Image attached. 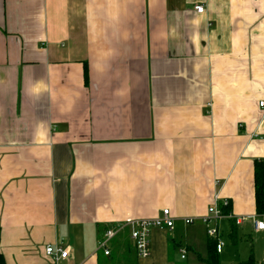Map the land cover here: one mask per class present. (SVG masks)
Here are the masks:
<instances>
[{
    "label": "crops",
    "instance_id": "obj_1",
    "mask_svg": "<svg viewBox=\"0 0 264 264\" xmlns=\"http://www.w3.org/2000/svg\"><path fill=\"white\" fill-rule=\"evenodd\" d=\"M262 101L264 0H0L5 264H52L46 245L69 251L55 264H204L215 195L233 216L219 263L264 264ZM165 209L174 227L151 231L150 257L121 236L97 250L106 229Z\"/></svg>",
    "mask_w": 264,
    "mask_h": 264
},
{
    "label": "built area",
    "instance_id": "obj_2",
    "mask_svg": "<svg viewBox=\"0 0 264 264\" xmlns=\"http://www.w3.org/2000/svg\"><path fill=\"white\" fill-rule=\"evenodd\" d=\"M196 13H202L204 7L197 5L194 7ZM260 106L264 107V102H260ZM224 208H229V202L225 199H220L218 195L214 196L213 203L209 206L207 214L201 217V222L206 226L207 237L216 241V251L221 252L224 241L219 235V220L233 218L231 212H224ZM236 224H241L242 221L239 218L234 219ZM254 229L260 231L264 229V223L262 221L252 220ZM194 218H186L184 223L192 224ZM173 218L170 217V212L165 209L161 212V215L155 219H142L129 221L125 224H120L112 228L106 229L101 238L98 241L97 250L103 252L104 255H109V245L113 239L124 229H129V239H131L135 253L139 259L150 257V233L152 230H164L173 229ZM45 255L49 257L52 264L57 263L60 260H65L69 256V251L61 246L46 245L44 249ZM182 258L185 257L186 252L181 250Z\"/></svg>",
    "mask_w": 264,
    "mask_h": 264
},
{
    "label": "trees",
    "instance_id": "obj_3",
    "mask_svg": "<svg viewBox=\"0 0 264 264\" xmlns=\"http://www.w3.org/2000/svg\"><path fill=\"white\" fill-rule=\"evenodd\" d=\"M87 71L85 70L84 79L88 80L87 78ZM254 191H255V206H256V214L262 215L264 214V163L260 160L254 161ZM229 208H224V212L226 213ZM122 237V240L129 239V229H124L120 232L117 237ZM130 244L133 243L131 239H129ZM125 242V240H124ZM130 244L126 243L127 249L131 246ZM207 257L204 260V264H220L219 263V253L216 251V241L211 239L207 247ZM0 264H5V259L0 254Z\"/></svg>",
    "mask_w": 264,
    "mask_h": 264
},
{
    "label": "rangeland",
    "instance_id": "obj_4",
    "mask_svg": "<svg viewBox=\"0 0 264 264\" xmlns=\"http://www.w3.org/2000/svg\"><path fill=\"white\" fill-rule=\"evenodd\" d=\"M251 238H252V240H251ZM251 238L249 239V236H248L243 241H239L238 246L240 245V249L238 250V256H241L242 257V255H244V254L246 255V253H247L246 252V248H249L250 249L251 244L254 243L253 242L254 241V236H251ZM222 239L226 243L228 249H230L231 247H234L233 244L231 243L229 237L227 236V233L223 234V238ZM124 240H125V243L130 244L129 239H126L125 238ZM130 245H132V244H130ZM109 246H111V244ZM133 248H134V246H133ZM100 252L102 253V251H100ZM234 255H235V252L228 251L227 250V253L226 254H224V255L221 254V256H220V264H232L233 262H235L234 261V258H233ZM175 256L177 257V260H178V262H180V264H182V263H185L186 264V263H189V259L188 258L189 257L192 258L191 256H193V255L188 254V257H187V260L186 261H181L180 260L179 253H175ZM113 257L114 258L111 260L110 264H128L127 263V260H125V262H123L122 260L118 259L117 256L115 257V255H114ZM247 257H248V253H247ZM104 259H106V257ZM104 259H103V261H102L101 264H106L105 261H104ZM130 264H133V262H131Z\"/></svg>",
    "mask_w": 264,
    "mask_h": 264
}]
</instances>
